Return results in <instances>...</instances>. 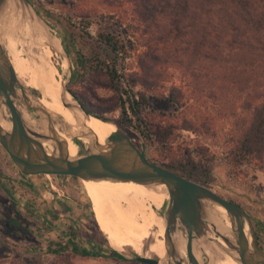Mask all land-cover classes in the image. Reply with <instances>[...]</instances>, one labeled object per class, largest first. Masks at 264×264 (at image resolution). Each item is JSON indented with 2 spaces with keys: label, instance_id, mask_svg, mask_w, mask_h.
<instances>
[{
  "label": "rangeland",
  "instance_id": "1",
  "mask_svg": "<svg viewBox=\"0 0 264 264\" xmlns=\"http://www.w3.org/2000/svg\"><path fill=\"white\" fill-rule=\"evenodd\" d=\"M31 1L34 9L51 26L50 31L56 40L61 46L65 41L69 47L70 55L62 47L70 62L66 84L68 92L76 93L89 107L103 111L115 120L123 117L121 108L112 111L117 105L119 107L121 97L139 100L140 95L145 94L147 101L139 105V121H144L146 129H152L155 136L145 141L132 127L120 131L128 136L134 135L132 140L151 162L171 167L180 174L190 173L193 181L240 205L250 215L258 245L264 251V169L252 164L232 170L228 157L226 133L233 125L230 113L240 106L244 95L228 86L218 104L205 99L207 91L202 95L203 100L197 101L191 90L192 80L174 64L169 67L157 65L148 76L146 63H153L146 54L149 45L153 44L152 36L145 32L144 24L130 4L120 6L103 0ZM16 19L15 10L8 4L0 16V38H3L5 49ZM102 32L113 33L127 44V53L120 54L116 61L118 73L123 77L119 79V90L112 88L106 69L101 70L100 62L111 64L114 57L113 54L108 55L98 41ZM27 44L26 28L21 45ZM19 54L20 57V49ZM80 55L85 61L82 72H78L76 66ZM55 56L58 57L57 66L63 69L59 52L54 47L52 57ZM16 73L24 87L29 84L38 96L45 97L41 85L34 82L27 71ZM134 80L138 81L137 85ZM175 88L184 92L182 106L179 107L169 99ZM129 117H132L130 112ZM133 122L136 123L135 118ZM0 172L3 175L0 178V264H143L134 260L138 254L132 250L128 255L123 254L127 258L125 261L82 257L70 250L61 255L48 252L50 243L53 244L52 249H56L58 244H67L71 229L79 232L77 243L89 249L96 245V242H89L98 235L93 224V208L88 206L90 198L84 180L63 176H25L1 144ZM125 200L127 202L122 203V207L128 213L133 207H142L141 200L134 194ZM205 203L230 219L224 208L219 206L217 209L211 203L212 207L209 201ZM145 205L146 208H139L141 212L163 219L165 206L158 212L151 201ZM248 230L246 228V232ZM151 232L142 245V256L147 251L149 253L150 244L166 237L165 227L160 232L154 226ZM208 234L213 239L210 244L221 248L216 240L221 238L215 233L212 236L209 231ZM229 235L232 239L231 231ZM196 253L203 264H207V258L199 248H196Z\"/></svg>",
  "mask_w": 264,
  "mask_h": 264
},
{
  "label": "trees",
  "instance_id": "2",
  "mask_svg": "<svg viewBox=\"0 0 264 264\" xmlns=\"http://www.w3.org/2000/svg\"><path fill=\"white\" fill-rule=\"evenodd\" d=\"M103 1H113L120 6L130 4L135 15L144 24L145 32L152 36L153 44L149 45L146 54L153 63H146L148 76L157 65L169 67L174 64L182 68L184 74L192 80L191 90L197 101L207 91L205 99L214 100L218 104L217 101L223 98L228 86L230 90L244 95L240 106L230 113L233 125L226 133L229 163L232 170L252 164L264 169V0ZM98 41L105 47L108 55H114L111 64L106 65L101 61L100 66L101 70L106 69L112 88L119 90V79L123 77L118 73L116 61L120 54L127 53V44L110 32L99 33ZM63 46L70 55L65 41ZM76 66L78 72L85 68L81 55L77 58ZM137 82L134 80L135 85ZM71 94L91 116L110 122L119 130L132 127L145 141L155 136L152 129H146L144 121H139V105L146 103L145 94H141L139 100L130 99L129 96L126 100L121 97L119 107L117 105L112 109L115 111L121 108L123 117L118 120L107 117L103 111L92 109L76 93ZM169 99L176 107L182 106L184 92L175 88ZM129 112L132 117H129ZM134 118L136 123L133 122ZM129 135L133 139L134 135ZM137 146L140 148L138 144ZM159 166L178 173L171 167ZM178 174L193 180L190 173ZM2 176L0 172V178ZM88 206L92 209L89 199ZM92 215L98 235L89 241L96 242L93 248L77 243L75 240L79 232L71 229L67 244H58L56 249H52L53 244L50 243L47 251L61 255L70 250L82 257L127 260L110 246L94 211ZM16 226L20 227L18 224Z\"/></svg>",
  "mask_w": 264,
  "mask_h": 264
},
{
  "label": "water",
  "instance_id": "3",
  "mask_svg": "<svg viewBox=\"0 0 264 264\" xmlns=\"http://www.w3.org/2000/svg\"><path fill=\"white\" fill-rule=\"evenodd\" d=\"M9 2L0 0V16ZM18 2L45 28L50 37L55 38L50 31L51 26L43 20L29 0ZM61 47L64 48L63 44ZM63 53L68 60L70 72L68 55L64 51ZM65 89L68 91L66 86ZM72 97L87 117H93L84 110L76 97ZM31 98L38 99L39 96L22 85L6 49L0 43V105L6 109L8 120L12 123L10 133H5L0 127V144L23 175L110 180L146 186L163 184L169 193L162 216L165 222L167 253L172 260L169 264H203L196 248L207 258L204 248L210 245L213 239L208 234L209 222L205 213V201L224 208L230 216L232 239L213 229L228 246L224 247L218 242L222 250L237 253L240 264H264V251L258 245L252 219L240 205L203 184L154 164L134 141L118 128L104 148H100L97 142H94L95 148H89L79 137H73L79 153L77 158L71 159L64 152V142L54 131L53 116L43 108L32 105ZM19 106H24L35 120H40L45 115L48 133L32 131L26 124ZM45 141H52L58 154H48L43 143ZM246 228H249L248 233ZM176 231L182 233L186 239V255L182 259L176 255ZM134 260L143 264H160L157 258L141 255L134 257Z\"/></svg>",
  "mask_w": 264,
  "mask_h": 264
},
{
  "label": "bare ground",
  "instance_id": "4",
  "mask_svg": "<svg viewBox=\"0 0 264 264\" xmlns=\"http://www.w3.org/2000/svg\"><path fill=\"white\" fill-rule=\"evenodd\" d=\"M9 1V5L15 10L17 23L10 32L9 39L7 38V54L15 71H27L33 81L41 85L45 93V97L39 94L38 99L31 98V104L43 108L53 116L54 131L64 142V152L71 159L77 158L79 153V148L73 137H79L89 148H95L94 142H97L100 148H104L108 139L116 133L117 127L110 122L85 115L72 95L65 89L69 63L58 40L50 37L34 16L23 6H20L18 0ZM20 8L22 9L21 12H16ZM26 28L28 44L24 46L21 43ZM2 39L0 38V43L4 46ZM54 47L59 52L63 69L56 64L58 57H52ZM19 49L21 52L20 57L18 56L20 55ZM25 88L33 91L29 84H26ZM19 109L26 124L32 131L42 134L48 133V121L45 119V115H43L42 119L35 120L24 106H19ZM26 115L31 116L27 117ZM8 118L9 115L6 109L0 105V127L5 133H10L12 130V123ZM43 143L48 154H58L52 141ZM84 183L93 211L99 222V227L109 241L110 246L121 254L128 255L129 251L132 250L142 256L144 250L142 245L150 237L152 228L157 226L161 232L164 230L165 222L161 216L159 219H155L152 217L153 215L148 216L141 212L139 208H146V202L151 201L158 212L162 211L165 203L169 200L166 186L163 184L146 186L136 183L93 179L84 180ZM132 194L141 200L142 207H133L129 209L130 213H128L122 207V203L127 202L125 199L129 200ZM205 202L206 218L210 222L208 231L213 236V229L215 228L223 236L230 238L229 231L232 230L231 219L216 212ZM210 205L212 206L211 202ZM215 206L218 209L219 206L216 204ZM216 240L224 247H227L221 239ZM174 244L176 255L180 259L184 258L186 255V239L182 233L175 232ZM204 250L209 263L240 264L237 253L223 251L222 248L212 243L206 246ZM147 252L144 256L150 257L153 255L160 261V264H169L172 261L167 253L166 237L150 244L149 253Z\"/></svg>",
  "mask_w": 264,
  "mask_h": 264
},
{
  "label": "built area",
  "instance_id": "5",
  "mask_svg": "<svg viewBox=\"0 0 264 264\" xmlns=\"http://www.w3.org/2000/svg\"><path fill=\"white\" fill-rule=\"evenodd\" d=\"M49 176V175H48Z\"/></svg>",
  "mask_w": 264,
  "mask_h": 264
}]
</instances>
